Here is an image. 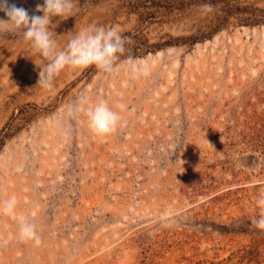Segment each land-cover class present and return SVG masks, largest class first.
Here are the masks:
<instances>
[{
    "label": "rangeland",
    "instance_id": "obj_1",
    "mask_svg": "<svg viewBox=\"0 0 264 264\" xmlns=\"http://www.w3.org/2000/svg\"><path fill=\"white\" fill-rule=\"evenodd\" d=\"M69 15L51 19L58 49L90 26L130 40L112 73L65 68L45 89L30 42L0 34V207L17 200L0 264H264V0H73ZM97 101L121 117L103 138Z\"/></svg>",
    "mask_w": 264,
    "mask_h": 264
},
{
    "label": "clouds",
    "instance_id": "obj_2",
    "mask_svg": "<svg viewBox=\"0 0 264 264\" xmlns=\"http://www.w3.org/2000/svg\"><path fill=\"white\" fill-rule=\"evenodd\" d=\"M210 10V5H203ZM73 9V0H44L43 4H37L35 12L43 15H30L28 10L18 7L9 0H0V12H4L7 19H0V34L18 32L22 34L26 42L41 57L39 67L38 85L45 89L53 87L55 77L59 76L65 68L81 69L95 66L104 73L115 71L116 63L120 55L126 51L125 44L129 37L122 36L115 28L90 26L78 32L68 42L64 49H58L54 39V31L51 30L53 17H70ZM46 61V62H45ZM130 65L133 61H129ZM138 71V70H137ZM87 104V94H80L67 107L66 114L75 118ZM87 117L91 132L101 138L114 132L121 120L120 115L112 110L107 102L97 101L94 106L88 108ZM262 215L254 223L259 229H264V195L258 200ZM17 200L15 197L5 201L0 207L4 215L16 218ZM19 234L21 242L32 241L39 246L42 241L37 234L36 225L30 223L24 216L19 217ZM0 246H3L0 243Z\"/></svg>",
    "mask_w": 264,
    "mask_h": 264
}]
</instances>
